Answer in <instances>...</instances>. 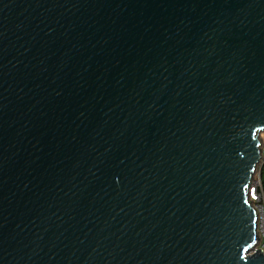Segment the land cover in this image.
I'll list each match as a JSON object with an SVG mask.
<instances>
[{
	"label": "water",
	"instance_id": "obj_1",
	"mask_svg": "<svg viewBox=\"0 0 264 264\" xmlns=\"http://www.w3.org/2000/svg\"><path fill=\"white\" fill-rule=\"evenodd\" d=\"M263 134L264 0H0V264H263Z\"/></svg>",
	"mask_w": 264,
	"mask_h": 264
},
{
	"label": "built area",
	"instance_id": "obj_2",
	"mask_svg": "<svg viewBox=\"0 0 264 264\" xmlns=\"http://www.w3.org/2000/svg\"><path fill=\"white\" fill-rule=\"evenodd\" d=\"M260 185V180L254 181V188L252 189V193L250 195V199L257 209L258 216H257V228L256 233L258 236V244L257 249H260L261 252L264 254V201L260 193L257 192L255 188ZM255 190V191H253ZM264 264V263H263Z\"/></svg>",
	"mask_w": 264,
	"mask_h": 264
},
{
	"label": "rangeland",
	"instance_id": "obj_3",
	"mask_svg": "<svg viewBox=\"0 0 264 264\" xmlns=\"http://www.w3.org/2000/svg\"><path fill=\"white\" fill-rule=\"evenodd\" d=\"M262 140H263V145H262V159H261V161H260V163L258 165L257 173L255 175V180H258V177L260 176V172H261L260 165L264 161V134L262 136ZM263 176H264V167H263Z\"/></svg>",
	"mask_w": 264,
	"mask_h": 264
},
{
	"label": "trees",
	"instance_id": "obj_4",
	"mask_svg": "<svg viewBox=\"0 0 264 264\" xmlns=\"http://www.w3.org/2000/svg\"><path fill=\"white\" fill-rule=\"evenodd\" d=\"M257 190L258 193H260V195L262 196V199L264 201V176L262 175V178L260 180V185L255 188Z\"/></svg>",
	"mask_w": 264,
	"mask_h": 264
},
{
	"label": "snow or ice",
	"instance_id": "obj_5",
	"mask_svg": "<svg viewBox=\"0 0 264 264\" xmlns=\"http://www.w3.org/2000/svg\"><path fill=\"white\" fill-rule=\"evenodd\" d=\"M253 191H255V190H253ZM244 251H245V252H247V251H248V249H244Z\"/></svg>",
	"mask_w": 264,
	"mask_h": 264
}]
</instances>
